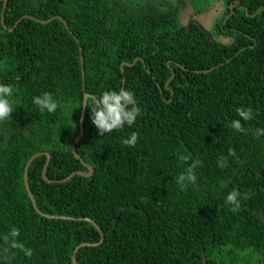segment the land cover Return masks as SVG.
<instances>
[{
    "label": "trees",
    "instance_id": "trees-1",
    "mask_svg": "<svg viewBox=\"0 0 264 264\" xmlns=\"http://www.w3.org/2000/svg\"><path fill=\"white\" fill-rule=\"evenodd\" d=\"M4 1L0 236L15 226L32 255L0 239V264H264V0ZM119 89L132 125L100 134L86 105L81 120L84 95ZM45 91L54 113L31 103ZM237 108L253 112L242 132Z\"/></svg>",
    "mask_w": 264,
    "mask_h": 264
},
{
    "label": "clouds",
    "instance_id": "clouds-1",
    "mask_svg": "<svg viewBox=\"0 0 264 264\" xmlns=\"http://www.w3.org/2000/svg\"><path fill=\"white\" fill-rule=\"evenodd\" d=\"M14 92V87L8 83H0V121L10 119V114L15 110L14 103L10 99ZM31 103L40 113H54L59 107V101L54 98L50 92H42L31 98ZM84 104L89 109V118L100 134L111 133L115 130L123 128L125 125H132L140 115V108L136 105L134 94L128 89L105 90L98 96H89L81 104ZM236 114L240 119L231 120V128L242 132L241 120L247 121L253 116L250 108H237ZM256 135H264V129L257 128ZM138 141V134L131 132L126 138L121 140L125 146H135ZM229 155H234L229 149ZM182 161H188L189 156H180ZM225 157H221L218 161L219 166H224ZM201 164L199 159H193L188 164L187 169L176 177V183L181 189L188 185H195L197 176L195 169ZM240 193L233 189L228 192L225 197V202L230 206V211H237L240 207ZM19 236V230L12 226L8 233L0 236L6 244L13 248H19L25 256L32 255V249L26 248L16 238Z\"/></svg>",
    "mask_w": 264,
    "mask_h": 264
},
{
    "label": "water",
    "instance_id": "water-1",
    "mask_svg": "<svg viewBox=\"0 0 264 264\" xmlns=\"http://www.w3.org/2000/svg\"><path fill=\"white\" fill-rule=\"evenodd\" d=\"M4 1V0H3ZM5 2V1H4ZM4 6V5H3ZM86 99V95H84V99L83 100H85ZM84 104H83V109H82V115H81V120H82V118H83V111H84ZM79 126H80V128H81V124H79ZM82 130V129H81ZM80 130V131H81ZM81 133L82 132H80V134L76 137V139L74 140V142L71 144V150L74 148V145H75V143L78 141V139H79V137L81 136ZM41 153H38V154H35V155H33L30 159H29V161L27 162V164H25L26 166H25V168H24V184H25V187H26V190H27V193H28V196H29V198L31 199V202H32V204L35 206V201H34V199H33V196H32V194L30 193V191H29V189H28V185H27V169H28V165H29V163L31 162V160L34 158V157H36V156H38V155H40ZM47 157V159H46V163H45V165L47 164V162H48V155L46 156ZM86 168H87V172H82V171H76V172H74V173H72L71 175H74L75 173H77V174H81V175H83V176H89L90 174H91V172H92V168L90 167V166H86ZM43 172H44V170H43ZM70 175V176H71ZM70 176H68V177H70ZM88 220V219H87ZM91 223V224H93L94 226H96V224H95V222L94 221H92V220H88V223ZM100 240H102V235H101V239ZM85 244V243H84ZM94 244H96V243H93V245ZM72 263L73 264H76V262H75V260H74V258L72 259Z\"/></svg>",
    "mask_w": 264,
    "mask_h": 264
},
{
    "label": "rangeland",
    "instance_id": "rangeland-1",
    "mask_svg": "<svg viewBox=\"0 0 264 264\" xmlns=\"http://www.w3.org/2000/svg\"><path fill=\"white\" fill-rule=\"evenodd\" d=\"M138 1H141V0H138ZM143 1V0H142ZM150 2H155V0H150Z\"/></svg>",
    "mask_w": 264,
    "mask_h": 264
}]
</instances>
